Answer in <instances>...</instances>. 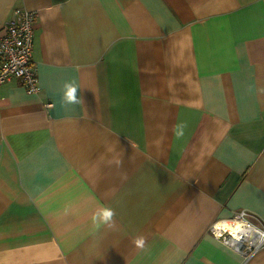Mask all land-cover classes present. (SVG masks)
Instances as JSON below:
<instances>
[{
    "label": "crops",
    "instance_id": "obj_1",
    "mask_svg": "<svg viewBox=\"0 0 264 264\" xmlns=\"http://www.w3.org/2000/svg\"><path fill=\"white\" fill-rule=\"evenodd\" d=\"M19 8L41 89L0 84V264H264L210 232L264 223V0H0V34Z\"/></svg>",
    "mask_w": 264,
    "mask_h": 264
},
{
    "label": "built area",
    "instance_id": "obj_2",
    "mask_svg": "<svg viewBox=\"0 0 264 264\" xmlns=\"http://www.w3.org/2000/svg\"><path fill=\"white\" fill-rule=\"evenodd\" d=\"M37 12L26 8L14 11V16L6 23L0 34V84L12 76L19 77L29 93L40 91L39 78L32 61V46ZM51 105V104H47ZM252 214L246 209L235 213L231 218L215 221L210 232L222 244L239 253L244 262L250 260L264 247V223L256 224ZM239 224L232 232L222 224Z\"/></svg>",
    "mask_w": 264,
    "mask_h": 264
},
{
    "label": "clouds",
    "instance_id": "obj_3",
    "mask_svg": "<svg viewBox=\"0 0 264 264\" xmlns=\"http://www.w3.org/2000/svg\"><path fill=\"white\" fill-rule=\"evenodd\" d=\"M66 92H65V101L70 104L77 103V97H76V87L73 84H66L65 86ZM115 216V212L111 208H103L99 210L98 212L94 213L92 219L94 222H102L104 224L111 225L113 224V218ZM133 243L138 248H143L145 241L143 237L136 238Z\"/></svg>",
    "mask_w": 264,
    "mask_h": 264
},
{
    "label": "bare ground",
    "instance_id": "obj_4",
    "mask_svg": "<svg viewBox=\"0 0 264 264\" xmlns=\"http://www.w3.org/2000/svg\"><path fill=\"white\" fill-rule=\"evenodd\" d=\"M238 226H239L238 223L235 224V225L234 224H230V223H224V224H222V230L224 228H226V229L231 230L232 232H235L237 230Z\"/></svg>",
    "mask_w": 264,
    "mask_h": 264
}]
</instances>
